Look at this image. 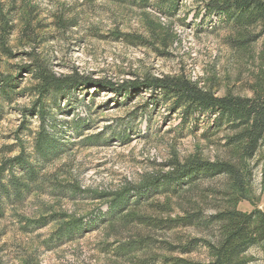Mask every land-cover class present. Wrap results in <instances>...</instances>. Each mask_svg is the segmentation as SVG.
Listing matches in <instances>:
<instances>
[{"label":"rangeland","instance_id":"rangeland-1","mask_svg":"<svg viewBox=\"0 0 264 264\" xmlns=\"http://www.w3.org/2000/svg\"><path fill=\"white\" fill-rule=\"evenodd\" d=\"M224 1L177 0L175 8L169 9L167 0H149L145 6L116 0H28L23 10H13L15 30L8 41L11 57L1 58L0 74L14 80L19 94L0 105V162L17 156L22 148L35 155L33 145L42 126L61 152L38 164L41 187L37 191L25 196L21 204L5 205L0 217V264H162L172 257L194 263L208 260L203 247L186 254L181 249L193 239L213 240L214 228L159 231L140 226L132 218H176L192 208L213 214L223 206L218 192L226 190L225 177L199 179L177 196L149 192V199L139 207H127L116 219L107 218L114 199L110 194L142 186L160 172H171L173 164L228 162L242 167L236 149L224 147L227 131L213 129L214 116L209 114L196 113L185 123L180 109L163 104L158 92L141 89L123 97L114 89L137 80L182 77L216 97L264 94V27L236 30L225 25L222 17L207 14L206 3ZM58 17L74 19L76 25L63 27ZM28 24L29 37L24 30ZM117 33L143 43L116 39ZM234 41L247 45L236 47ZM31 51L57 76L77 71L94 80L111 81L115 88L87 85L58 94L54 103L47 101L42 124L31 112L35 98L22 94L33 85L20 70L29 63L26 54ZM246 166L251 182L236 208L244 213L264 210V148ZM15 172L22 173L21 169ZM74 187L79 190L75 194ZM155 203L166 210L159 214L147 206ZM42 219L47 221L45 227L28 224ZM72 219L83 226L69 237L60 229ZM141 238L151 239L155 249L116 254L119 245ZM246 256L247 264H264V244Z\"/></svg>","mask_w":264,"mask_h":264},{"label":"trees","instance_id":"trees-1","mask_svg":"<svg viewBox=\"0 0 264 264\" xmlns=\"http://www.w3.org/2000/svg\"><path fill=\"white\" fill-rule=\"evenodd\" d=\"M27 1L0 0V62L2 57H11L8 41L15 30L12 12L13 10L19 11L21 8L23 10ZM124 1L139 2L140 5L145 6L149 0H116L117 3H125ZM176 1L167 0L165 3L169 9H173ZM194 1L196 3L205 2V0ZM205 7L208 15L214 13L222 17L229 28L240 30L257 25L264 27V0H225L222 3H206ZM57 20L63 27L76 25L74 19L65 21L58 17ZM24 30L25 35L29 37L31 26L28 24ZM116 39H122L127 43H135V40L143 43L142 39H134L129 34L117 33ZM233 43L236 47L247 45L246 42L234 41ZM26 55L29 63L20 70L29 75L33 85L22 91V94L27 93L35 98L31 112L39 117L42 124L48 112L47 101L52 100L54 103V98L58 94L64 95L73 90L85 88L87 85L115 88V84L111 81L94 80L89 76L80 75L77 71L66 76H57L38 54L31 51ZM15 85L13 79L0 74V105L5 101H12L15 95L19 94L15 91ZM141 89L158 92L163 104L171 103L173 110L180 109L179 112L185 123L192 120L196 113L214 116L212 128H224L227 131L228 136L224 140V147L236 149L239 160L243 162L242 167L228 162L192 161L185 166L173 164L171 172H160L142 186L127 187L122 192L110 194L114 199L109 207L107 218L116 219L129 206L139 207L143 201L151 197V195L146 196L149 192L155 195L177 196L184 187L196 183L199 179H213L222 176L227 181L226 190L218 192L223 200V206L218 207L213 214L206 215L201 210L192 208L176 218L138 216L132 218V221L147 229L159 231L193 226L206 230L214 228L217 235L213 240L193 239L181 249V252L186 254L196 246L203 247L207 251V261L194 263L183 258L172 257L163 259L162 264H247L249 262L246 256L248 251L264 244V210L254 209L249 213H244L238 210L236 205L238 201L246 198L247 188L251 182V170L246 165L264 148V94L254 92L251 98L216 97L210 91L200 89L182 77H162L127 82L126 85H118L114 91L124 97L129 91ZM33 152L35 155L31 157L22 148L17 156L2 158L0 162V217L3 216L6 204H21L25 196L41 187L38 181V164H45L49 159L57 157L61 150H58L57 143L42 126L34 141ZM17 169H21L20 176L15 172ZM76 190L78 188L74 187L73 194ZM132 196L134 200H130ZM147 206L153 207V211L156 209L159 214L166 210L165 206L158 203L154 206ZM28 224L40 228L45 227L47 221L29 220ZM82 226L81 221L72 219L63 224L60 231L64 229L63 233L71 237L82 230ZM164 248L161 247V249ZM149 249H155L154 242L148 238H141L138 241L119 245L115 251L118 256H125Z\"/></svg>","mask_w":264,"mask_h":264}]
</instances>
